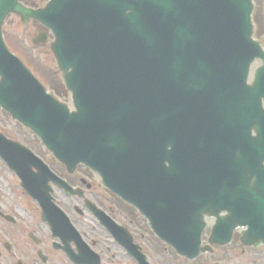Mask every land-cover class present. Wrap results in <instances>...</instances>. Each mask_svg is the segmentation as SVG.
<instances>
[{"label": "water", "instance_id": "1", "mask_svg": "<svg viewBox=\"0 0 264 264\" xmlns=\"http://www.w3.org/2000/svg\"><path fill=\"white\" fill-rule=\"evenodd\" d=\"M10 8L51 29L52 51L76 112L47 95L7 51L1 24L10 11H0V107L67 168L82 163L95 169L121 196L125 172L165 169L168 162L165 186L175 176V188L167 202L179 205L165 204V221L194 216L190 209H228L236 216L259 208L264 66L252 87L247 79L256 59L264 63V52L252 39V0H53L35 13L17 4ZM192 128L198 141L184 144ZM251 128L258 142L249 139ZM226 130L244 141L237 157L225 159L221 147L208 148ZM187 233L183 242L172 230L165 236L181 250L198 242V229Z\"/></svg>", "mask_w": 264, "mask_h": 264}, {"label": "flooded vegetation", "instance_id": "2", "mask_svg": "<svg viewBox=\"0 0 264 264\" xmlns=\"http://www.w3.org/2000/svg\"><path fill=\"white\" fill-rule=\"evenodd\" d=\"M49 1L19 0L22 5L34 10L43 9ZM15 18L20 20L18 16H8L4 28ZM29 24L38 30L35 40L44 28L33 21ZM5 34L4 30L8 42ZM0 122L3 123L1 119ZM193 131L197 132L192 128L186 133L190 137L187 141L182 138L184 144L198 141L197 137H193ZM223 133L226 138L222 140ZM223 133L215 141H209L208 148L221 147L218 154L225 159L233 154L239 156V144L244 142L243 139H238L233 130ZM5 134L13 140L12 136ZM19 136H22L21 129ZM175 137L174 132L171 141L175 142ZM200 147H205L204 141ZM0 170L7 175V180L0 175V264H233L231 252L237 249V245L243 253V249L253 254L264 249V246L245 247L241 240L247 228L232 222L228 212H221L216 217H205L198 255L182 256L160 239L150 222L127 200L119 199L99 180L88 183L83 174V178L76 174L68 177L70 185L80 191L73 198L52 185L53 204L66 216L68 225L59 215L46 214L42 196L40 202L32 199L1 158ZM133 177L130 178L132 182L135 181ZM130 179L127 175L123 177L126 186ZM137 186L132 184L130 197L138 196L139 192L135 191ZM257 218L261 219V216ZM178 219L186 220V217ZM228 238L230 242L222 245Z\"/></svg>", "mask_w": 264, "mask_h": 264}, {"label": "rangeland", "instance_id": "3", "mask_svg": "<svg viewBox=\"0 0 264 264\" xmlns=\"http://www.w3.org/2000/svg\"><path fill=\"white\" fill-rule=\"evenodd\" d=\"M255 13L253 15V20L256 28V37L264 45V0H254ZM6 36L14 41V47L16 50L20 51L22 57L25 58V62L32 68L33 72L40 78L42 83L47 87L49 92L56 96L60 101L66 103L72 107L71 95L66 91L64 82L61 76L60 71L58 70L56 61L53 55L50 52L49 44L47 45H33V39L38 30L34 29L32 25L23 26L18 19H11V22L7 27H5ZM28 51L31 53L29 54ZM33 56V61H32ZM260 64L256 63L254 66V71ZM1 116V115H0ZM27 140L23 141L33 145L31 148L33 151L40 153L42 156L46 155L37 141H34L31 137H27ZM26 146V145H25ZM27 147V146H26ZM48 159V164H51L53 168L59 173H65L63 168L56 163L50 156H45ZM82 169L77 170L76 176L79 178L82 177ZM0 175L5 177L7 180V175L3 174V171L0 170ZM85 180L90 183L92 176L87 172L83 173ZM94 178V177H93ZM1 181V180H0ZM5 183V182H1ZM11 189L12 187L9 186ZM14 198L15 196L12 195ZM243 253L239 246L237 249L231 252V260L233 264H264V249L258 254H253L249 250L243 249Z\"/></svg>", "mask_w": 264, "mask_h": 264}]
</instances>
